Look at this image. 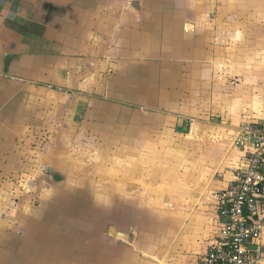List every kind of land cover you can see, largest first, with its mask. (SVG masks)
Segmentation results:
<instances>
[{"label": "crops", "instance_id": "obj_1", "mask_svg": "<svg viewBox=\"0 0 264 264\" xmlns=\"http://www.w3.org/2000/svg\"><path fill=\"white\" fill-rule=\"evenodd\" d=\"M204 2L0 0V181L20 177L0 264L203 258L215 193L249 150L242 125L264 119V0L206 16ZM77 170L95 178L89 208L45 201L41 184L86 187ZM251 247L264 264V224Z\"/></svg>", "mask_w": 264, "mask_h": 264}, {"label": "built area", "instance_id": "obj_2", "mask_svg": "<svg viewBox=\"0 0 264 264\" xmlns=\"http://www.w3.org/2000/svg\"><path fill=\"white\" fill-rule=\"evenodd\" d=\"M249 150L233 171L232 180L215 193L220 230L197 264H261L251 241L264 224V119L244 123Z\"/></svg>", "mask_w": 264, "mask_h": 264}, {"label": "rangeland", "instance_id": "obj_3", "mask_svg": "<svg viewBox=\"0 0 264 264\" xmlns=\"http://www.w3.org/2000/svg\"><path fill=\"white\" fill-rule=\"evenodd\" d=\"M226 3H227V0H205V2L202 4V13L205 16L208 14L210 15L216 9V6H220L223 8V7L227 6ZM210 11H212V12H210ZM108 110H110V108ZM186 124L189 126L191 124V120L189 122H187ZM186 124H184V126H186ZM12 168H15V170H17L18 167L14 166ZM62 168L66 169V167H62ZM63 174H64V172H63ZM16 175H17V171L13 175L11 172V175L6 179V181H4V182L0 181V192H2L5 195L4 197H6L3 200L0 199V204H2V203L8 204V202L11 201L10 194L8 195V191H9L8 188L10 187V185L12 183L16 182L20 178V177H16ZM70 177H72L74 179H78L79 181L81 179L86 180V179L90 178L89 179L90 181L86 182V185H87L86 187H81V184H80V186H78V185L74 186V188L76 190L73 192H71L69 190V189H71L72 184H70V186H68L65 182H63V183L51 182L50 185H47L46 183L41 184L40 185L41 187H44V188L46 187L49 189L48 195H52L51 198L45 199V201L53 202V201H55V199H57L59 201V205H63L64 207H66L68 204L73 205V202H75V203L79 202L80 208H82V209L89 208L94 201L91 198L92 195L90 194V192H92L95 189V184H96L95 178L93 176H90L89 174H85L82 171H78V170L74 171L72 174H70ZM47 186H49V187H47ZM74 193H76V194H74ZM30 197L33 201H34V198H37L40 200V197L37 196V192L33 193L32 196H30ZM18 201L19 200L17 199L16 202H18ZM42 202L40 201V203H42ZM32 204H33V202H32ZM13 216L15 217V214H13ZM58 216H60V215H58ZM58 216H54V217H58ZM90 216L92 217V215H90ZM88 218L89 217L86 216L83 221L87 222L91 219V218H89V219ZM143 224H144L143 222L140 224L139 229H141ZM107 229L108 228L104 229V231H103L104 235H101L102 238L113 237V236L109 235L110 233H111V235H113V232L109 231V230H108L109 232H107ZM19 230H20L19 226H16L12 232L20 234V232H18ZM139 232H140V230H139ZM135 236H138V235H135ZM94 241H97V240L93 239V242ZM11 250H14V249H11Z\"/></svg>", "mask_w": 264, "mask_h": 264}]
</instances>
